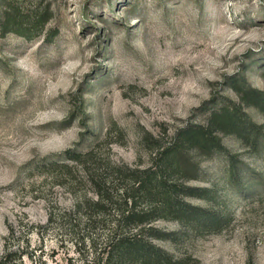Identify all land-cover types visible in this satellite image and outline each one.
<instances>
[{
  "label": "rangeland",
  "instance_id": "374dc122",
  "mask_svg": "<svg viewBox=\"0 0 264 264\" xmlns=\"http://www.w3.org/2000/svg\"><path fill=\"white\" fill-rule=\"evenodd\" d=\"M7 6L49 18L30 38L0 28L6 264H95L114 232L183 264H264V113L233 87L264 92V0H0V17ZM222 106L257 128L213 133L209 152L180 144L167 165L177 132L209 135ZM133 195L143 221L122 218Z\"/></svg>",
  "mask_w": 264,
  "mask_h": 264
},
{
  "label": "trees",
  "instance_id": "16d2710c",
  "mask_svg": "<svg viewBox=\"0 0 264 264\" xmlns=\"http://www.w3.org/2000/svg\"><path fill=\"white\" fill-rule=\"evenodd\" d=\"M15 6H7L0 17V28L4 33H16L21 36L30 38L32 27L42 28L48 20V12H37L34 19L27 22L23 17L17 13ZM32 25V26H31ZM234 89L238 91L244 102L248 105L254 106L260 109L264 113V92L247 85L245 81L241 82V79L234 82ZM228 106H222L215 111H212L208 125L209 135L204 131V127L199 125H189L179 130L175 136V144L166 146L161 150L166 158L165 162L173 164L176 169L179 170V163L176 161L177 153L175 147L180 144H188L196 146L198 149L213 150L222 147L220 141L212 136L213 133H234L242 138H246L247 133H250L253 127L257 128L255 124L249 120H239L238 116L233 113ZM209 138L212 140L209 141ZM161 177V176H160ZM150 176L148 180H150ZM158 180V177L156 178ZM156 182V181H155ZM159 180L158 183L159 184ZM141 183V182H140ZM144 183L142 184V186ZM160 185V184H159ZM189 192H196L193 189H188ZM126 204L132 201L135 202L134 195L132 197H126ZM166 207L164 210L173 212L171 205V196L166 195L164 198ZM127 208L122 211V218L127 222H139L143 221V211H138L136 205ZM147 216V215H146ZM155 218H148L147 222H152ZM184 219H182L183 221ZM154 231V228H151ZM156 231V230H155ZM12 251L5 249L4 254L0 256V264H6L7 259L10 258ZM93 261L95 264H183L184 261L174 259L170 254L166 253L161 248L156 247L150 242L144 241L141 238L134 236H118L116 232L108 238L106 246L101 252H96ZM89 264V263H87Z\"/></svg>",
  "mask_w": 264,
  "mask_h": 264
}]
</instances>
